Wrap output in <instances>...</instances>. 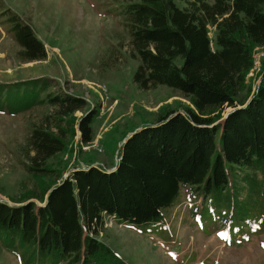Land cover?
I'll use <instances>...</instances> for the list:
<instances>
[{
    "label": "trees",
    "instance_id": "trees-1",
    "mask_svg": "<svg viewBox=\"0 0 264 264\" xmlns=\"http://www.w3.org/2000/svg\"><path fill=\"white\" fill-rule=\"evenodd\" d=\"M183 1L121 0L114 15L124 17L139 60L137 86L177 89L193 107L167 110L134 132L114 167L77 168L64 178L51 159L66 150L76 125L80 142H93L99 111L75 120L87 99L50 97L55 115L33 126L23 152L24 169L44 185L37 195L44 205L27 202L32 196L11 199L22 205L0 198V264L1 253L17 264H126L100 239L107 218L159 231L183 185L203 198L190 212L195 223L224 226L230 245L264 233V72L255 90L247 78L256 47L264 46V0ZM6 21L22 61L47 58L30 24L17 14ZM41 92L28 80L0 86L9 93L3 106L13 111L42 103Z\"/></svg>",
    "mask_w": 264,
    "mask_h": 264
},
{
    "label": "rangeland",
    "instance_id": "rangeland-1",
    "mask_svg": "<svg viewBox=\"0 0 264 264\" xmlns=\"http://www.w3.org/2000/svg\"><path fill=\"white\" fill-rule=\"evenodd\" d=\"M120 1L0 0V86L28 80L34 81L40 92L47 89L40 93L43 102L27 111L4 107L9 93H0L2 200L11 204L32 196L27 202L44 204L37 197L43 193L44 185L39 186L37 179L24 169L23 152L33 126L47 115H55L54 107L47 103L50 97L61 94L87 99L88 106L71 117L75 120L91 108L99 111L94 141L82 144L76 125V135L69 139L66 150L51 159V166L62 171L64 178L77 168L114 167L119 163L122 146L139 128L154 123L167 110L183 112L185 107H193L191 100L177 89L160 85L142 90L134 82L139 60L131 56L124 17L114 15ZM175 2L185 6L183 0ZM5 14H17L31 25L45 44L46 59H20V46ZM257 53L263 58V66L264 46L256 47L254 54ZM249 74V82L257 88L259 75ZM180 198L178 205L163 212L159 231L142 232L107 218L100 239L126 264H264V233L230 245L222 238L226 235L224 226L204 229L190 215L202 203L201 195L183 185ZM1 255L3 264H17L6 253Z\"/></svg>",
    "mask_w": 264,
    "mask_h": 264
},
{
    "label": "built area",
    "instance_id": "built-area-1",
    "mask_svg": "<svg viewBox=\"0 0 264 264\" xmlns=\"http://www.w3.org/2000/svg\"><path fill=\"white\" fill-rule=\"evenodd\" d=\"M254 65L251 69V72L249 74V77H254L255 74H261L264 72V67L262 66V56L260 54H254Z\"/></svg>",
    "mask_w": 264,
    "mask_h": 264
},
{
    "label": "water",
    "instance_id": "water-1",
    "mask_svg": "<svg viewBox=\"0 0 264 264\" xmlns=\"http://www.w3.org/2000/svg\"><path fill=\"white\" fill-rule=\"evenodd\" d=\"M261 79H262V78L259 77V80H258V82H257V84H256V87H258V85H259ZM255 89H256V88H254V90H255ZM253 93H254V92H253ZM232 110H233V109H231L229 112H227L226 115H227L228 113H230ZM141 128H142V127H141ZM141 128H139V129H141ZM65 177H67V176H65ZM52 189H53V188H51L50 191L48 192V194H47V198H48L49 193L52 191ZM30 201H32V200H30ZM11 204H12V205H22V204H17V203H12V202H11ZM41 205H42V204H41ZM43 205H44V204H43Z\"/></svg>",
    "mask_w": 264,
    "mask_h": 264
}]
</instances>
